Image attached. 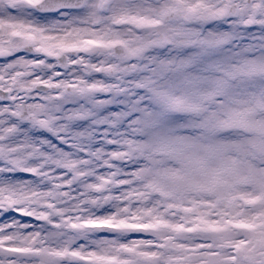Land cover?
Wrapping results in <instances>:
<instances>
[{
  "label": "snow or ice",
  "instance_id": "6c2138e0",
  "mask_svg": "<svg viewBox=\"0 0 264 264\" xmlns=\"http://www.w3.org/2000/svg\"><path fill=\"white\" fill-rule=\"evenodd\" d=\"M0 264H264V0H0Z\"/></svg>",
  "mask_w": 264,
  "mask_h": 264
}]
</instances>
